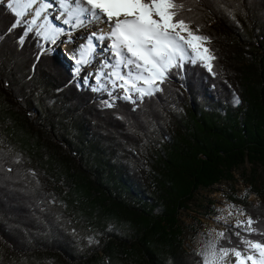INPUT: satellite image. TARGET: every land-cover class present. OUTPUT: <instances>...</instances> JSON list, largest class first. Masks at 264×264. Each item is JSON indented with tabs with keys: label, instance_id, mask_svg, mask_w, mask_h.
<instances>
[{
	"label": "trees",
	"instance_id": "trees-1",
	"mask_svg": "<svg viewBox=\"0 0 264 264\" xmlns=\"http://www.w3.org/2000/svg\"><path fill=\"white\" fill-rule=\"evenodd\" d=\"M178 3L214 58L127 99L74 81L0 1V264H202L178 219L194 192L247 163L263 196L264 0ZM246 196L228 195L254 221L241 238L264 243V200Z\"/></svg>",
	"mask_w": 264,
	"mask_h": 264
},
{
	"label": "rangeland",
	"instance_id": "rangeland-1",
	"mask_svg": "<svg viewBox=\"0 0 264 264\" xmlns=\"http://www.w3.org/2000/svg\"><path fill=\"white\" fill-rule=\"evenodd\" d=\"M2 1L7 3L8 6L11 4V9L14 8L16 13H20V15H17L18 21L25 22L29 29L35 30L38 34L43 36V42H47L45 44V48H43V51L48 50L52 52L55 50L59 53L61 63L66 68V70L71 73L74 81L79 84H85L88 86L91 85L98 91L114 93L116 96L121 98L129 96L134 91L137 93L135 96L136 98L141 97L140 92L136 91L132 85L135 84L138 88L146 87L140 85L131 77H118L116 80H104V78H96L93 76V73L86 71L87 67H81L77 64L78 62L76 63V54L71 55L64 50L67 40H71V43L75 44L74 38L80 32L82 25H85L86 28H91L90 23L94 22L96 19L91 15V13H88L87 11H81V9L74 5L72 0H38V2L43 3L45 7H50L51 9L45 11L46 13L49 12V19L47 20H49L48 24L51 26V30L42 31L40 27L35 26L36 24H34L30 18L23 15V13H21L13 5L12 0ZM55 2L59 5H57ZM62 9H67L64 12L65 15L70 14L68 18L65 17V21H67L68 25H66V22H63L57 15V12H62L58 10ZM55 18L58 19V21ZM91 18L92 20H89ZM60 22L65 24L61 25ZM189 27L197 35H199L195 28H193L191 25H189ZM90 32L96 33L97 31L96 29L92 31L90 30L81 35V43L88 44L87 47L89 48V58H91L92 55L96 57L98 52L102 54L104 53L101 49V46L102 42L106 40V38L104 40H98L97 35H91ZM202 43L203 46L206 47V42L203 41ZM208 55H210V53H208ZM185 60L189 59L186 58ZM197 60L206 64L209 61L200 59ZM158 81H156L152 92L158 84ZM103 102L105 101L103 100ZM249 170V164L244 163L240 168L232 171L233 181H221L211 185L208 189L196 190L193 194V197L187 201V209L178 212V219L181 223L180 226L182 227L183 247L186 251H194L201 258L202 264H204L205 255L209 252L215 251V253L218 255L221 249H232L217 247V242L221 238L220 233H223L228 228L232 229V235L234 237L240 239V241L237 242L238 245L234 248H239V250H241L244 247L249 254L247 246L241 242L242 238L240 235L249 233V231L246 230L248 228L246 221L249 218V215L244 210H242V207L239 204H233L228 199V195H230L231 192H234L237 196L246 194V201L250 202L252 205H256L259 199L264 200V192L263 196L261 197H257L255 194L250 192L248 193V182H246L240 176V173L241 171H244L247 175ZM256 175L257 176L254 183L255 186L259 187L264 185V172H262L260 168H257ZM240 221H243L244 223L238 226V222ZM237 233H239V235H237ZM243 253L244 255H248L245 252Z\"/></svg>",
	"mask_w": 264,
	"mask_h": 264
},
{
	"label": "snow or ice",
	"instance_id": "snow-or-ice-1",
	"mask_svg": "<svg viewBox=\"0 0 264 264\" xmlns=\"http://www.w3.org/2000/svg\"><path fill=\"white\" fill-rule=\"evenodd\" d=\"M84 3L88 7L81 11L91 13L96 19L106 17L107 21L112 22V49L121 61L126 59L127 65L139 70L135 79L143 80L148 85V88L132 85L141 96L151 95L156 81L162 82L169 69L182 66L180 62L186 58L192 63L197 59L208 61L214 58L208 55L209 49L203 46L202 42L207 38L197 35L184 19L178 18V9L183 7L178 0H84ZM9 7L12 5L9 4ZM12 10L15 11L14 8ZM126 98L131 99V96ZM243 223L238 222V226ZM246 223L247 231H256L251 227L254 223L251 217ZM220 236L223 237L224 233H220ZM241 242L247 246L248 255H244L239 248L221 249L219 257L215 251H211L205 255L204 264H223L229 251L236 258L235 264H247L248 261L251 264H264V243L243 238Z\"/></svg>",
	"mask_w": 264,
	"mask_h": 264
},
{
	"label": "bare ground",
	"instance_id": "bare-ground-1",
	"mask_svg": "<svg viewBox=\"0 0 264 264\" xmlns=\"http://www.w3.org/2000/svg\"><path fill=\"white\" fill-rule=\"evenodd\" d=\"M13 5L21 12L23 15L30 18L36 27H40L42 31L51 30V26L48 24L47 19L48 13L46 10H49L50 7H45V5L38 0H12ZM74 5L79 9L87 8L88 6L84 3V0H72ZM56 3V2H55ZM59 5L58 3H56ZM55 4V5H56ZM30 5V6H29ZM51 10V9H50ZM67 10V9H66ZM65 9L58 10L62 11L57 12L58 17L65 22L66 18L70 16V14L65 15ZM71 10V9H70ZM69 11V10H68ZM56 12V11H55ZM39 13V15H37ZM89 13V12H88ZM66 17V18H65ZM56 19V18H55ZM58 21V19H56ZM89 20H92L89 19ZM103 20V22H102ZM61 23V22H60ZM65 23H61L64 25ZM66 25H68L66 23ZM91 28H86L85 25L81 26L80 32L75 36V44L71 43V40L66 41V45L64 46V50L69 54H76L77 58L76 63L81 67H87L88 72L93 73V76L96 78H104V80H116L118 77L126 78L131 77L133 80L137 81L140 85L148 88V85H145L143 80H137L135 77L139 75V70L136 69L133 65H127V60L121 61L120 57H117L115 54V50L112 49V37L110 36V31L112 27V22L107 21V18H101L94 22L90 23ZM62 28V27H61ZM96 29V33L90 32L91 35H97L98 40H104L102 42L101 49L102 53H97V56H93L91 58L88 57L89 48L87 47V43H81V35ZM106 35V36H105ZM56 40V39H55ZM76 53H75V52ZM71 52V53H70ZM112 55V56H110ZM89 58V60H88ZM72 60V59H71ZM118 74V75H117ZM147 75V73H145ZM221 253L219 252L217 257H219ZM235 256L229 251L228 257H226L223 261V264H235ZM247 264H251V261H248Z\"/></svg>",
	"mask_w": 264,
	"mask_h": 264
}]
</instances>
